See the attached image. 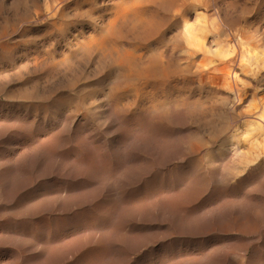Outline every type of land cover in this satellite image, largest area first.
I'll use <instances>...</instances> for the list:
<instances>
[{"label": "rangeland", "instance_id": "obj_1", "mask_svg": "<svg viewBox=\"0 0 264 264\" xmlns=\"http://www.w3.org/2000/svg\"><path fill=\"white\" fill-rule=\"evenodd\" d=\"M130 1L0 0V264H264V0L188 8L190 24L242 31L247 45L234 49L238 86L201 95L177 84L157 95L164 106L188 97L193 116L172 100L167 120L137 97L141 85L125 92L129 68L119 70L115 54L89 49ZM115 33L111 42L126 48ZM179 34L166 58L183 54ZM198 96L207 109L192 102Z\"/></svg>", "mask_w": 264, "mask_h": 264}, {"label": "bare ground", "instance_id": "obj_2", "mask_svg": "<svg viewBox=\"0 0 264 264\" xmlns=\"http://www.w3.org/2000/svg\"><path fill=\"white\" fill-rule=\"evenodd\" d=\"M223 0H190V2H187V0H131L130 3L128 4V6H125L121 9H118L115 13V16L111 19H109L108 21V24H105V26L107 25L106 29H107V32L106 31H103L104 33H102L101 31V34L97 37H94L91 41H90V48L87 46V48L89 49H92L93 47H96L100 50V52H102L101 50H104V53H109L110 54H115L116 55V58L113 56V58L116 59L117 61V65H114L116 66L117 68H119V70H122V69H126V67L129 68L128 71H124L122 70L121 73L123 74V77L126 81H130L128 84L125 83L128 87L125 88V92L128 90L129 91H132V87L133 86H137L138 85H141V89H137L138 91H136V94H137V97H140L139 99H143V100H146L147 103L150 105L151 108H153L154 110H156L155 113H157V111H165L169 106L168 104L173 100H171L170 102H168V104L166 106H164L162 103L163 101L166 103L167 101H165V98L164 100L162 101V99L160 98V100L157 98V95L159 96V94H163L162 96L164 97V94H166L169 90H176L175 88H178L177 84H180L181 85V88H179L180 91H182L181 89L185 86H189V85H194L196 90H199L200 93L201 92H209V91H212L214 88H226L228 89L227 87H230L229 85L230 82H232V84L236 83L237 82H234V81H238V76L236 77L237 79L235 80V67L238 68V64L240 63H237V57H236V53L234 52V49H235V46H237V44L239 45H242V42H243V39H244V34H242L243 32L242 31H237V35L235 36H231V34H228L229 36H227V33L225 34L223 31H228L230 30L229 29V25L228 22V26L229 27H226L228 28V30L224 29L222 32L223 34H221L220 30L213 28L212 26H210V23L208 21H206L205 23H202L201 25H198L197 23L195 24H190L189 22V19H188V16L190 15L189 12H188V8H190V6H195V7H198L201 9H203L205 12L206 10L210 9L211 7L215 6L216 3L218 2H222ZM224 4V3H223ZM222 4V5H223ZM220 5V4H219ZM189 6V7H188ZM221 8V7H220ZM191 9V8H190ZM219 9V8H218ZM216 11V10H215ZM219 11V10H218ZM220 12V11H219ZM113 13V14H114ZM215 14V12H214ZM213 14V15H214ZM219 19V18H218ZM225 19V18H223ZM217 20V19H216ZM222 20V19H221ZM225 21V20H224ZM213 22V21H211ZM216 22V21H215ZM219 22V21H217ZM216 22V23H217ZM226 22V21H225ZM212 24V23H211ZM220 24V23H219ZM219 24L217 25L218 27ZM224 24V23H223ZM226 24V23H225ZM226 24V26H227ZM214 25V24H212ZM216 25V24H215ZM225 26V25H224ZM223 27V26H221ZM105 28V27H104ZM225 28V27H224ZM231 28V27H230ZM233 28V27H232ZM231 28V29H232ZM175 29H177V35H176V32H175ZM238 29V28H237ZM241 29H243L241 27ZM175 32V34H173V31ZM116 31V37H118L119 39H122L120 40V42H122L123 40L127 41L126 43V48L124 47H121L119 46V44H115V43H112L109 38V36L114 34H111V32H114ZM236 31V30H235ZM232 30V32H235ZM246 31V30H245ZM229 32V31H228ZM231 32V31H230ZM179 33H182V38L184 36V39L182 40L181 39V42L183 41V46H184V51H183V54L181 55V53L177 54V55H181L180 57L178 56L177 58L178 59H170V58H166V51H164L165 47L167 45H169L170 43H172V41H174L178 35H180ZM247 33V31H246ZM225 34V35H224ZM97 35V34H95ZM234 35V34H233ZM247 36V35H246ZM93 37V36H92ZM114 38L115 41L117 38ZM180 37V36H179ZM251 37V36H250ZM249 37V38H250ZM249 38H248V43H249ZM252 38V37H251ZM91 39V38H90ZM127 39V40H126ZM118 41V40H117ZM247 41V40H246ZM245 42V40H244ZM243 42V43H244ZM180 43V42H179ZM252 44V42H250ZM87 44V43H86ZM173 44V43H172ZM244 44L247 45V42H245ZM244 44L242 45L243 48H244ZM224 45L223 48H221L220 46ZM238 45V46H239ZM92 46V47H91ZM241 46V47H242ZM181 47V46H179ZM212 47H217L219 48L218 50V57L216 56V59H213L212 57L213 56H210L209 53H210V49ZM241 47H238V48H241ZM237 48V47H236ZM237 48V50H239ZM226 49V50H225ZM88 50V49H87ZM97 50V51H99ZM166 50H167V47H166ZM181 50V49H180ZM213 50V49H212ZM93 50L89 51V52H92ZM107 51V52H105ZM236 51V50H235ZM242 51V50H241ZM243 52V51H242ZM241 52V53H242ZM98 53V52H97ZM103 53V52H102ZM103 53V54H104ZM216 53H217V50H216ZM240 53V51H239ZM238 53V54H239ZM94 54V52H93ZM99 54V53H98ZM175 54V53H174ZM211 54V53H210ZM237 54V55H238ZM243 54V53H242ZM89 55V54H88ZM91 55V54H90ZM101 55V54H99ZM104 55H107V54H104ZM103 55V56H104ZM111 55V56H112ZM168 55V54H167ZM172 55V54H171ZM176 55V54H175ZM214 55V54H212ZM217 55V54H215ZM214 55V56H215ZM95 56V55H94ZM211 58H210V57ZM238 56H241V55H238ZM105 57V56H104ZM109 56H107L108 58ZM173 57V55H172ZM175 57V56H174ZM176 58V57H175ZM242 58V56L240 57V59ZM102 59V57H101ZM239 59V58H238ZM239 59V60H240ZM99 60V59H98ZM238 60V61H239ZM105 61V59H104ZM114 61V60H113ZM242 61V59L240 60ZM109 63V62H108ZM107 63V64H108ZM115 63V61L113 62ZM237 63V65H236ZM116 64V63H115ZM109 65V64H108ZM236 65V66H235ZM240 65V64H239ZM113 66V68H114ZM115 67V68H116ZM241 67V65H240ZM239 69V68H238ZM112 70V69H111ZM110 71V69H109ZM114 71V70H113ZM116 71V70H115ZM238 71V70H237ZM236 71V72H237ZM238 73V72H237ZM113 74V73H112ZM121 74H119L118 72V75L119 76ZM115 76V74H114ZM118 79H120L119 77H117ZM116 78V79H117ZM115 79V80H116ZM114 80V81H115ZM124 80V81H125ZM118 81V80H117ZM116 81V82H117ZM122 81V80H121ZM119 80V82H121ZM234 82V83H233ZM242 82V81H241ZM240 82V84H241ZM122 83V82H121ZM239 83V82H238ZM116 84V83H115ZM120 84V83H118ZM132 84V85H131ZM243 84V83H242ZM112 85V83H111ZM121 85V84H120ZM118 86V85H117ZM124 86V85H123ZM132 86V87H131ZM147 86V88L149 89L148 91H144V89H146L145 87ZM235 86V85H234ZM238 86V84H237ZM242 86V85H241ZM112 87V86H111ZM113 87L114 84H113ZM233 87V86H232ZM119 88V87H118ZM117 88V89H118ZM121 87V89H124ZM186 88V87H185ZM235 88V87H234ZM237 88V87H236ZM235 88V89H236ZM112 89V88H111ZM114 89V88H113ZM187 89H190L189 87ZM194 89V88H193ZM192 89V90H193ZM225 89V90H226ZM245 89V88H243ZM241 88V90H243ZM110 90V89H109ZM116 90V89H114ZM186 90V89H184ZM183 90V91H184ZM195 90V89H194ZM220 90V89H219ZM223 89H221L220 91H222ZM224 90V91H225ZM231 90V89H230ZM229 90V92L231 93V91ZM240 90V92H241ZM118 91V90H117ZM122 91V90H121ZM121 91H119L120 93H122ZM178 91V90H177ZM182 91V92H183ZM187 91V90H186ZM189 91V90H188ZM215 91V90H214ZM217 91V90H216ZM223 91V92H224ZM228 91V90H227ZM109 92V91H108ZM114 92V91H112ZM171 92V91H170ZM179 92V91H178ZM177 92V93H178ZM185 92V91H184ZM194 92V91H193ZM198 92V91H197ZM233 92H235V90H233ZM238 92H239V89H238ZM245 92V90H244ZM110 93V92H109ZM108 93V94H109ZM119 93V94H120ZM124 93V92H123ZM132 93V92H131ZM188 93V92H187ZM189 93H191L189 91ZM227 93V92H226ZM236 93V92H235ZM234 93V94H235ZM134 95V93H132ZM169 94V93H168ZM176 94V93H175ZM181 94V93H180ZM194 94V93H193ZM197 94V93H196ZM206 94V93H205ZM209 93H207L208 95ZM213 94V93H212ZM243 94V93H242ZM110 95H112L110 93ZM123 95V94H121ZM125 95V94H124ZM131 95V94H130ZM173 95V94H171ZM184 95V93H183ZM200 95V94H199ZM201 95H203L201 93ZM216 95H218L216 93ZM230 95V94H229ZM228 95V96H229ZM246 95V94H244ZM117 96V95H116ZM127 96V95H126ZM136 96V95H135ZM134 96V97H135ZM182 96V95H181ZM185 96V95H184ZM183 96V97H184ZM190 96V95H189ZM192 96V95H191ZM194 96V95H193ZM206 96V95H205ZM234 96V95H233ZM121 97V96H119ZM136 97V98H137ZM161 97V96H160ZM178 98H175L172 102H176V105L178 107H183L186 108L187 106L184 107V105L186 104L185 103V100L187 99L188 100V97L187 98H183V97H180L179 98V95L177 96ZM186 97V96H185ZM227 97V96H225ZM234 97H238V93H237V96H234ZM113 98H115L113 96ZM123 98V97H122ZM169 98V97H168ZM172 98V97H171ZM217 97H215L216 99ZM228 98V97H227ZM226 98V99H227ZM109 99V98H108ZM111 99V97H110ZM109 99V100H110ZM127 99V98H126ZM130 99V98H129ZM128 99V100H129ZM138 99V100H139ZM170 99V98H169ZM236 99V98H234ZM241 99V98H240ZM115 100V99H114ZM118 100V99H117ZM142 100V101H143ZM167 100V98H166ZM186 100V102H188ZM193 100V99H192ZM223 100V99H222ZM225 100V99H224ZM237 101H239L238 99H236ZM113 101V100H112ZM111 101V102H112ZM132 101V100H131ZM190 101V100H189ZM228 101H229V98H228ZM122 102V101H121ZM121 102H120V106H121ZM128 102V101H127ZM191 102V101H190ZM194 104L196 105H201L203 102L201 101V99L199 98H194V101H192ZM205 102H208V101H205ZM226 102V101H224ZM233 102V101H232ZM113 103V102H112ZM115 103V102H114ZM123 103V102H122ZM130 103V102H129ZM134 103H136L134 101ZM140 103H144V102H141ZM234 103V102H233ZM238 103L240 102H237V105H239ZM111 104V103H110ZM116 104V103H115ZM114 104V105H115ZM118 104V102H117ZM128 103H126V106H127ZM173 104V103H172ZM191 104V103H190ZM194 104H191V105H194ZM235 104H236V101H235ZM233 104V105H235ZM125 105V104H124ZM142 105V104H141ZM144 105V104H143ZM174 105V104H173ZM175 105V106H176ZM194 105V106H196ZM206 105L204 106V103L202 104V106H204L205 109L206 108ZM211 105H214L211 103ZM113 106V105H112ZM135 107V105H133ZM148 106V105H147ZM193 106V107H194ZM217 106V104L215 105ZM31 107V106H30ZM35 107V106H33ZM37 107V106H36ZM44 107V105H43ZM118 107V105H117ZM129 107V106H128ZM149 107V106H148ZM167 107V108H166ZM170 107L173 108V106L171 105ZM169 107V108H170ZM192 107V106H191ZM192 107V108H193ZM200 107V106H199ZM208 107V106H207ZM213 107V106H212ZM219 107V106H218ZM32 108V107H31ZM47 108V107H46ZM114 108V107H113ZM139 108V107H138ZM143 108V107H142ZM170 108V110L172 109ZM188 109L190 108V106L187 107ZM186 108V109H187ZM210 108V106H209ZM118 109V108H117ZM123 109V108H122ZM129 108H127L128 110ZM134 109V108H133ZM141 109V108H140ZM152 109V110H153ZM176 109V108H175ZM181 109V108H180ZM191 109V108H190ZM190 109L188 110V113L189 114V111ZM198 109V108H197ZM203 109V107L201 108V110ZM203 109V110H205ZM38 110V108H37ZM41 110V109H40ZM43 110V108H42ZM114 110V109H113ZM112 110V111H113ZM135 110V109H134ZM146 110V109H144ZM151 110V109H150ZM151 110V111H152ZM169 110V109H168ZM173 110V109H172ZM196 110V109H194ZM199 109V111H201ZM215 110V109H214ZM232 110V109H231ZM36 111V109H35ZM46 111V110H45ZM126 111V110H125ZM130 111V110H129ZM132 111V110H131ZM138 111V110H136ZM148 111V109L146 110ZM150 111V112H151ZM167 111V110H166ZM179 111V110H178ZM198 111V110H197ZM196 111V112H197ZM198 111V112H199ZM210 111V110H209ZM234 111V109H233ZM231 111V112H233ZM44 112V111H43ZM120 112H123L120 111ZM128 111H126L127 113ZM169 112V111H168ZM174 112V110L172 111ZM184 113L182 115L185 114L186 111H183ZM208 111H206L207 113ZM230 112V113H231ZM132 113V112H131ZM139 113V112H138ZM142 113V112H141ZM140 113V114H141ZM144 113V112H143ZM146 113V112H145ZM144 113V114H145ZM149 113V111H148ZM162 113V112H161ZM194 113V112H193ZM201 113V112H200ZM205 113V112H204ZM234 113V112H233ZM118 114V113H116ZM123 114V113H121ZM128 114V113H127ZM151 114H154V113H151ZM158 114V113H157ZM156 114V115H157ZM163 114H166V118L164 117V119L167 120V113H163ZM192 114V113H191ZM189 114V116L191 115ZM196 114V113H195ZM209 113H207L206 117L208 116ZM211 114V113H210ZM218 114V113H217ZM225 114V113H224ZM120 115V113L118 114ZM156 115L154 114V116L156 117ZM160 115V114H158ZM157 115V116H158ZM179 115V114H178ZM186 115V114H185ZM201 115V114H200ZM198 115V116H200ZM212 115V114H211ZM216 115V114H215ZM221 115V113H220ZM218 116L221 118V116ZM228 115V114H227ZM25 116V115H24ZM27 116V115H26ZM117 116V115H116ZM138 116V115H137ZM144 117V115H142ZM145 116H147V118L149 119L150 117H148V115L146 114ZM170 116V115H168ZM193 116V114H192ZM224 116V115H222ZM127 117V116H125ZM152 117V116H151ZM155 117L151 118V119H154ZM203 117V115L201 116ZM204 117V119L206 118ZM210 117V116H209ZM208 117V118H209ZM228 117V116H227ZM226 117V118H227ZM231 117H233L234 119V115H232ZM128 118V117H127ZM142 118V117H141ZM157 118V117H156ZM200 118V117H199ZM146 119V117H145ZM144 119V120H145ZM151 119H149L148 123H151ZM202 119V118H200ZM203 119V120H204ZM212 119H214L212 117ZM229 119V118H227ZM232 119V118H231ZM131 120V119H130ZM139 120V119H138ZM147 120V119H146ZM206 120V119H205ZM204 120V121H205ZM211 120V119H210ZM207 121L208 122H212V121ZM216 120V119H215ZM226 120V119H225ZM137 121V120H136ZM217 121V120H216ZM229 121V120H227ZM226 121V122H227ZM232 121V120H231ZM131 122V121H130ZM134 122V120H133ZM139 122V121H138ZM143 122V121H141ZM140 122V123H141ZM199 122H203V121H199ZM219 122V121H217ZM222 122V121H220ZM230 122V121H229ZM146 123V121H145ZM143 123V124H145ZM147 123V124H148ZM206 123V122H204ZM209 123V125H210ZM216 123V122H215ZM139 124V123H138ZM203 124V123H202ZM214 124V123H213ZM226 124V123H225ZM228 124V123H227ZM226 124V125H227ZM137 125V124H136ZM146 125V124H145ZM150 125V124H148ZM212 125V124H211ZM220 125V124H219ZM79 126V125H78ZM82 126V125H81ZM80 126V127H81ZM217 126V125H216ZM222 123L220 125V127H222ZM149 127V126H148ZM213 127V125H212ZM218 127V126H217ZM224 127V126H223ZM146 128V127H145ZM216 129V128H215ZM213 130L216 132V130ZM220 129V128H219ZM218 130V129H217ZM220 130H218L217 132H219ZM193 164H196L193 162ZM193 166V165H192ZM197 166V165H195ZM194 167V166H193ZM195 168V167H194ZM193 168V169H194ZM189 170V168H188ZM192 170V168H191ZM170 173V171H169ZM159 176V175H158ZM161 177V176H159ZM157 177V178H159ZM153 178V177H152ZM156 178V177H155ZM162 178V177H161ZM151 179V178H150ZM143 181V180H142ZM146 181V180H145ZM150 181V180H149ZM148 181V182H149ZM151 181H154L151 180ZM65 182V181H64ZM144 183V182H143ZM142 183V184H143ZM147 183V182H145ZM150 183V182H149ZM74 184V183H73ZM80 184V183H79ZM82 184V182H81ZM71 185V184H69ZM83 185V184H82ZM81 185V187H82ZM151 185V184H150ZM73 186V185H72ZM77 186V184H76ZM75 186V187H76ZM142 186V185H141ZM146 186V185H144ZM149 186V185H147ZM63 187V186H62ZM61 187V188H62ZM65 187V186H64ZM79 187V186H78ZM195 187V186H194ZM59 188V189H61ZM138 188V187H137ZM142 188V187H141ZM140 188V189H141ZM147 188V187H145ZM67 189V188H66ZM74 189V188H73ZM83 189V187H82ZM143 189V188H142ZM58 190V189H57ZM76 190H79V189H76ZM134 190V189H133ZM145 190V189H143ZM195 190V189H193ZM62 191V189L60 190ZM59 191V192H60ZM73 191V190H71ZM81 191V190H79ZM146 191V190H145ZM65 192V190H64ZM70 191H68L69 193ZM132 192V190H131ZM142 192V191H141ZM63 193V192H62ZM66 193V192H65ZM75 193V192H74ZM72 193V195L74 194ZM78 193V192H77ZM193 193V192H191ZM190 193V194H191ZM71 194V193H70ZM68 194V195H70ZM80 194V193H79ZM78 194V195H79ZM132 194V193H131ZM140 193H138L137 195H139ZM143 194V193H142ZM145 194V192H144ZM67 195V196H68ZM71 195V196H72ZM193 195V194H192ZM191 195V196H192ZM61 196V195H60ZM64 196V195H63ZM61 196V197H63ZM75 196V195H74ZM83 196V195H82ZM125 196V195H124ZM141 196V195H139ZM143 196V195H142ZM147 196V195H146ZM66 197V196H64ZM73 197V196H72ZM80 197V196H79ZM145 197V195H144ZM143 197V198H144ZM76 198V197H75ZM125 198V197H124ZM129 198V197H127ZM135 198V197H134ZM146 198V197H145ZM65 199V198H64ZM69 198H67L68 200ZM73 199V198H71ZM77 199V198H76ZM83 199V197H82ZM140 199V198H139ZM66 200V199H65ZM79 200V199H78ZM115 200V199H114ZM125 200V199H124ZM127 200V199H126ZM133 200V199H132ZM144 201V200H143ZM71 202V201H69ZM76 202V201H75ZM115 202V201H114ZM113 202V203H114ZM121 202V201H120ZM145 202V201H144ZM140 203V201H139ZM129 204V202H128ZM136 204L137 206V202L134 203ZM125 205V203H124ZM133 205V204H132ZM131 205V206H132ZM139 205V204H138ZM141 205H143L141 203ZM108 206V205H107ZM111 206V205H110ZM127 206V205H126ZM130 206V205H129ZM130 206V207H131ZM134 206V205H133ZM141 208H144V207H141ZM16 209V208H15ZM83 209V207H82ZM111 209V207H110ZM2 210V209H1ZM9 210V209H7ZM81 210V209H80ZM3 211V210H2ZM14 211V209H13ZM16 211V210H15ZM20 211V210H19ZM19 211L17 210V213H19ZM77 211V209H76ZM83 211V210H82ZM80 211V212H82ZM108 211V209H107ZM1 212V211H0ZM5 212V211H4ZM3 212V213H4ZM9 212V211H8ZM7 212V213H8ZM74 212V211H73ZM73 212H71L73 214ZM79 212V211H78ZM87 212V211H86ZM11 213V211H10ZM14 213V212H12ZM11 213V215H12ZM22 213V212H21ZM2 213H0V217L3 216L1 215ZM20 214V213H19ZM19 214H16V216H19ZM77 214V213H76ZM80 214V213H79ZM89 214H92V213H89ZM88 214V216H89ZM86 215V214H85ZM6 216V214L4 215ZM23 216V215H22ZM20 216V217H22ZM70 216V215H69ZM82 216V215H81ZM73 217V216H72ZM79 217V216H78ZM84 217V216H83ZM15 218V215L13 214L12 216H10V220L9 221H12L13 219ZM77 218V217H76ZM115 218V217H114ZM4 219V218H3ZM21 219V218H20ZM70 219V218H68ZM72 219V218H71ZM78 219V218H77ZM92 219V218H91ZM6 220V219H5ZM18 220V219H17ZM24 219H21V221L23 222ZM42 220V219H41ZM56 220V219H55ZM64 220V218H63ZM62 220V221H63ZM67 220V219H66ZM75 220V219H74ZM80 220V219H79ZM85 220V218H84ZM116 221V218L113 219ZM1 221V219H0ZM15 221V220H14ZM26 221V220H25ZM46 221V220H45ZM44 221V222H45ZM78 221V220H77ZM86 221H87V218H86ZM3 222V221H2ZM67 222V221H65ZM71 222V221H70ZM69 222V223H70ZM74 222V221H73ZM80 222V221H79ZM88 222V221H87ZM9 223V222H8ZM13 224V222H11ZM16 223V222H15ZM14 223V224H15ZM18 223V222H17ZM26 223V222H25ZM40 223V222H39ZM43 223V222H41ZM46 223V222H45ZM5 224V223H4ZM13 224V225H14ZM44 224V223H43ZM42 224V225H43ZM9 225V224H8ZM12 225V226H13ZM25 225V224H23ZM63 225V224H62ZM61 225V226H62ZM68 225V224H67ZM74 225V223H73ZM90 225V224H88ZM88 225H86L88 227ZM4 226V225H3ZM41 226V225H40ZM45 226V225H44ZM71 226V224H70ZM81 226V225H79ZM85 226V227H86ZM7 227V226H6ZM24 227V226H23ZM25 227H27L25 225ZM46 227V226H45ZM74 226H72L73 228ZM78 227V226H77ZM14 229H16V226L14 227ZM71 228V227H70ZM70 228H66L67 230H70ZM133 228V227H132ZM11 229L8 228V230ZM21 229V228H20ZM134 229V228H133ZM136 229V228H135ZM1 230V229H0ZM5 230V228H4ZM18 230V229H17ZM16 230V231H17ZM24 230V229H23ZM137 230V229H136ZM15 231V230H13ZM76 231V230H75ZM7 232V231H6ZM5 232V233H6ZM4 233V234H5ZM15 233V232H13ZM19 233V232H18ZM22 233V231H21ZM70 233V232H69ZM82 233V232H81ZM134 233V232H131V234ZM7 234V233H6ZM5 234V235H6ZM10 234V233H8ZM17 235V233H15ZM52 234V233H51ZM55 234V233H54ZM53 234V235H54ZM3 235V234H2ZM0 235V237L2 236ZM21 235V234H20ZM135 235V234H134ZM137 235V234H136ZM139 235V233H138ZM7 236V235H6ZM15 236V235H14ZM71 236V235H70ZM80 236V235H79ZM78 236V238H79ZM132 236V235H131ZM81 237V236H80ZM5 238V237H3ZM2 238V239H3ZM16 238V237H15ZM10 239H14L13 238H10ZM19 239V238H18ZM77 239V238H76ZM9 240V238L7 239V241ZM12 240L10 242H12ZM21 240V239H20ZM23 240V239H22ZM25 240V239H24ZM50 240V239H49ZM80 240V238L78 239ZM136 240V239H135ZM4 241V240H3ZM25 241H28V240H25ZM29 241H32V240H29ZM75 241V240H74ZM1 242V240H0ZM15 242V241H14ZM13 242V244H14ZM20 242H24V241H20ZM45 242V241H44ZM48 244H49V241H47ZM46 242V244H47ZM51 242V241H50ZM71 242V241H70ZM169 242V241H168ZM190 242V241H189ZM19 243V242H18ZM25 243V242H24ZM54 243V242H53ZM161 243V242H160ZM172 246H173V243L175 242H171ZM191 243V242H190ZM194 243V242H193ZM26 244V243H25ZM182 244V243H181ZM21 245V244H20ZM19 245V246H20ZM45 245V243H44ZM43 245V246H44ZM56 246V244H53ZM164 245V244H163ZM180 245V244H179ZM198 245V244H196ZM15 246V244H14ZM51 246V245H50ZM50 246H49V249H50ZM168 246V245H166ZM194 246V245H193ZM16 247V246H15ZM13 247V248H15ZM17 247H18V244H17ZM46 247V246H45ZM48 247V246H47ZM46 247V248H47ZM52 247V246H51ZM159 247H160V244H159ZM158 247V248H159ZM197 247V246H196ZM53 248V247H52ZM167 248V247H166ZM170 248V246L168 247ZM167 248V249H168ZM182 248V247H181ZM17 249V248H16ZM43 249V247H42ZM48 249V250H49ZM152 249V248H151ZM164 249V248H163ZM44 250V249H43ZM47 250V249H46ZM155 250V249H154ZM171 250V249H170ZM152 251V250H151ZM164 251V250H163ZM16 252V251H15ZM18 252V251H17ZM173 252V251H172ZM161 253V252H160ZM169 253V252H168ZM19 254V253H18ZM149 254V253H148ZM155 254V253H154ZM170 254V253H169ZM168 254V255H169ZM190 254V253H189ZM16 255V254H15ZM43 255V254H42ZM147 255V254H146ZM150 255V254H149ZM160 255V254H159ZM17 256V255H16ZM152 256V255H150ZM149 256V257H150ZM171 256H172V253H171ZM160 257V256H159ZM170 257V256H169ZM192 257V256H191ZM20 258V257H18ZM161 258V257H160ZM16 259V257L14 258ZM188 260V258H186ZM43 260V259H42ZM146 260L148 261V259L146 258ZM44 261V260H43ZM158 261V260H157ZM152 263V261H150ZM161 262V261H159ZM4 263V262H3ZM2 263V264H3ZM16 263V262H15ZM18 263V262H17ZM16 263V264H17ZM45 263V262H43ZM149 263V262H147ZM154 263V262H153ZM11 264V263H9ZM42 264V263H40Z\"/></svg>", "mask_w": 264, "mask_h": 264}]
</instances>
